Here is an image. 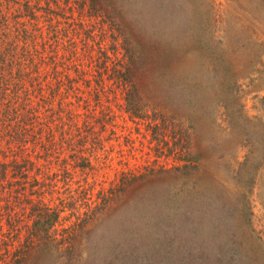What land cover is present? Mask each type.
<instances>
[{"label": "rangeland", "instance_id": "obj_1", "mask_svg": "<svg viewBox=\"0 0 264 264\" xmlns=\"http://www.w3.org/2000/svg\"><path fill=\"white\" fill-rule=\"evenodd\" d=\"M111 2L122 36L87 3L67 15L77 42L111 65L125 68L131 38L145 63L137 91L106 74L98 104L87 96L88 126L76 105V126L56 122L51 138L0 128V264L30 241L25 264H264V0ZM15 6L0 0L12 36ZM36 17L22 27L44 29ZM3 70L9 94L17 67Z\"/></svg>", "mask_w": 264, "mask_h": 264}, {"label": "trees", "instance_id": "obj_2", "mask_svg": "<svg viewBox=\"0 0 264 264\" xmlns=\"http://www.w3.org/2000/svg\"><path fill=\"white\" fill-rule=\"evenodd\" d=\"M73 1L76 3V0H7L8 6L10 2L16 5L11 11L14 23H18L16 27H13L14 36L10 34L12 31L4 30L3 27L6 26L9 18L5 13L0 12V38L4 37L5 39L3 40L5 42L1 44L4 47L0 50V71L4 72L3 68L5 66L8 68L17 67L16 74L11 76L14 79L17 78L16 83L14 85L10 81L6 83L9 85L7 90L10 89L11 92L0 94V128H7V136L11 140L21 141L28 139L30 136L36 138L42 134L47 138H51L55 132L51 125L56 122H65L69 127L76 126V116H78L76 105L85 110L82 118H84L85 125L88 126L87 118L91 116L89 114L91 113V103L87 96L93 95L95 103L98 104L100 91L106 80L104 75L106 74H112V77L120 78L128 90V94L132 95L137 91L134 77L145 67V63L142 64L144 60L139 59V53L135 50V46H131V38L130 41L129 38H125V42L130 43V46L128 44L126 47L129 59L125 64V68H121L124 67L122 60L112 62L111 65L109 61L111 57L101 47L103 58L100 60L98 57H94L91 51L92 46L82 44V47L77 42L76 23L71 16L67 15L69 10L75 8L73 5L76 4ZM79 1L80 6L87 3L92 14L104 15L102 21L106 18L110 20L112 33H117L115 34L116 37L119 34L123 35L124 27H122L120 19L118 20L119 17L114 19L111 15L115 9L111 0ZM39 10L43 12L44 29H40L37 23L33 25L35 27H32L30 31L22 27L23 23L20 18L26 17L36 20V12ZM37 31H39V34ZM38 37L41 38L39 42L36 40ZM27 40L31 41L30 44ZM130 47L134 48V51ZM22 64L29 65L30 71L26 74L19 69ZM2 72H0V75ZM27 74L32 76V88L30 92L21 93ZM20 94H23V97ZM35 101L36 103L33 104ZM130 101H128L130 106L135 108L136 104ZM95 120L100 123L107 122L109 120L108 112L101 110L100 115L96 116ZM63 134L66 135L67 132L65 131ZM63 138H66V136ZM14 162L15 160L10 165H13ZM7 166L9 165L1 164L0 178L7 175ZM132 181L134 179L127 180L124 186L117 188L115 191L118 189L125 190L128 183ZM43 211L45 210L40 209L37 213L39 216L38 221L44 217ZM41 224L44 225V223ZM31 239L33 240L34 237ZM30 243L31 241L26 243L28 248L25 252L22 253L21 251L22 256L17 257L15 260L13 258L11 262L4 264L27 263L28 255L31 256L29 248H33L31 246L33 244ZM3 257L5 258V256Z\"/></svg>", "mask_w": 264, "mask_h": 264}]
</instances>
